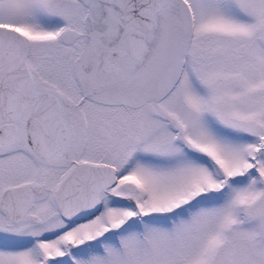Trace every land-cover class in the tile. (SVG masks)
I'll use <instances>...</instances> for the list:
<instances>
[{"label":"snow or ice","instance_id":"snow-or-ice-1","mask_svg":"<svg viewBox=\"0 0 264 264\" xmlns=\"http://www.w3.org/2000/svg\"><path fill=\"white\" fill-rule=\"evenodd\" d=\"M0 264H264V0H0Z\"/></svg>","mask_w":264,"mask_h":264}]
</instances>
